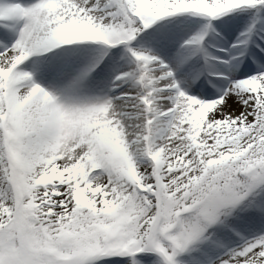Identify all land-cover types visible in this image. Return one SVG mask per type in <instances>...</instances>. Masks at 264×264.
Segmentation results:
<instances>
[{
	"label": "snow or ice",
	"instance_id": "1",
	"mask_svg": "<svg viewBox=\"0 0 264 264\" xmlns=\"http://www.w3.org/2000/svg\"><path fill=\"white\" fill-rule=\"evenodd\" d=\"M0 264H264V0H0Z\"/></svg>",
	"mask_w": 264,
	"mask_h": 264
}]
</instances>
